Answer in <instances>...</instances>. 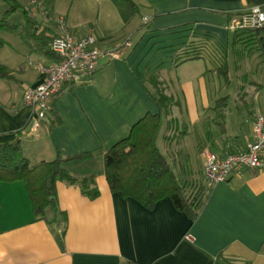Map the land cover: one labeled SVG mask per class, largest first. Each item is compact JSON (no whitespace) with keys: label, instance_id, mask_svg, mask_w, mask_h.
Returning a JSON list of instances; mask_svg holds the SVG:
<instances>
[{"label":"crops","instance_id":"1","mask_svg":"<svg viewBox=\"0 0 264 264\" xmlns=\"http://www.w3.org/2000/svg\"><path fill=\"white\" fill-rule=\"evenodd\" d=\"M132 1L140 21L129 24L110 0H55L50 18L35 19L34 34L26 23L0 30V66L10 74L0 79V145L19 143L32 166L62 158L75 179L93 177L90 189L100 194L91 199L60 181L57 208L40 217L24 183L2 184L0 264H264V167L213 186L203 171L204 151H243L264 111V57L238 130L228 114L218 120L226 76L213 64L231 35L246 39L228 30L232 19L264 0ZM59 17L76 39L93 35L114 56L89 81L67 85L36 127L24 95L43 81L37 65L58 61L50 40L61 35ZM160 94L174 103L163 113L160 151L183 183L208 187L195 219L170 199L147 210L112 193L106 180L107 152L147 115L162 113Z\"/></svg>","mask_w":264,"mask_h":264},{"label":"trees","instance_id":"2","mask_svg":"<svg viewBox=\"0 0 264 264\" xmlns=\"http://www.w3.org/2000/svg\"><path fill=\"white\" fill-rule=\"evenodd\" d=\"M0 1L9 4L8 14L20 9L24 10L27 28L34 34L36 21L28 16L21 0ZM42 1L49 12L55 0ZM110 1L118 8L125 24H129L139 13L138 6L132 0ZM5 20L0 21V30L14 31L15 27L7 25ZM240 33L246 39L253 40L260 56L264 57V29ZM220 71L228 78L226 67L221 68ZM9 75L8 69L0 66V79L8 78ZM157 101L162 113L147 115L132 128L127 138L116 143L107 152L106 180L112 193L120 194L124 199H134L147 210H154L160 201L170 199L176 209L195 219L203 209L208 187L183 183L160 151L158 140L163 126V113L173 107L174 103L161 94ZM226 102L225 99L220 103ZM223 107L225 108L226 105L220 106L221 109ZM225 117L226 112H219V120ZM221 127L224 129L225 124L221 123ZM65 162L59 158L54 162H42L32 166L19 143L0 145V186L5 183H24L34 213L40 217H45L48 211L57 208V184L60 181L78 186L88 197L97 199L100 196L98 190L90 189L93 177L86 180L75 179L66 170Z\"/></svg>","mask_w":264,"mask_h":264},{"label":"built area","instance_id":"3","mask_svg":"<svg viewBox=\"0 0 264 264\" xmlns=\"http://www.w3.org/2000/svg\"><path fill=\"white\" fill-rule=\"evenodd\" d=\"M25 10L33 19L50 18V13L42 0H29ZM56 23L61 35L52 38L50 50L58 61L50 66L38 64L37 70L44 76L43 81L36 88L27 89L24 95L25 106L32 109L38 121L36 127L39 126V122L46 120L54 98L58 97L67 85L89 81L98 71L100 61L106 56H114L113 51L101 48L93 35L76 39L67 31L64 18H57ZM260 29H264V6L234 17L228 27L232 33ZM203 158V171L208 186L227 182L242 170L256 171L263 168L264 111L256 113L253 140L246 144L243 151L226 156L204 151Z\"/></svg>","mask_w":264,"mask_h":264},{"label":"rangeland","instance_id":"4","mask_svg":"<svg viewBox=\"0 0 264 264\" xmlns=\"http://www.w3.org/2000/svg\"><path fill=\"white\" fill-rule=\"evenodd\" d=\"M21 1L25 7H28L29 0ZM9 8V4L0 1V21L6 19L7 25H21L26 23L24 10L20 9L15 13L8 14ZM136 19L140 21L138 15ZM209 51L214 52L216 50L210 48ZM220 52L222 55H220L218 60L215 58L213 64L220 68L226 67L229 76L228 80H226V77L220 75L221 80L219 86L223 92L219 96L220 98L227 97V104L225 108L223 107L222 112L228 114L231 130H238L242 125L240 122H242L243 116L252 109L254 96L252 82L258 79V76L255 74L256 71L260 70L262 58L253 40L242 39L234 35H231L229 45H224V48L220 49ZM220 121L222 120L220 119ZM172 135L175 138L177 137L173 132L171 133ZM181 164L183 165L184 163L178 161L177 167L181 168ZM181 179L185 180L183 177Z\"/></svg>","mask_w":264,"mask_h":264}]
</instances>
